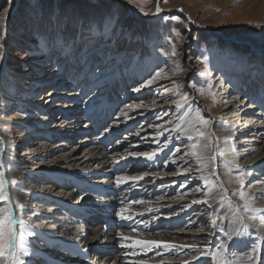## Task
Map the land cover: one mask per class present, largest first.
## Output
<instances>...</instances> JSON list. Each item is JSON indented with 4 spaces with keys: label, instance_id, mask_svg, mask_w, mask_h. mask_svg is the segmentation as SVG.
Segmentation results:
<instances>
[{
    "label": "rangeland",
    "instance_id": "rangeland-1",
    "mask_svg": "<svg viewBox=\"0 0 264 264\" xmlns=\"http://www.w3.org/2000/svg\"><path fill=\"white\" fill-rule=\"evenodd\" d=\"M15 5L17 6L11 14ZM157 7L160 9L159 12H157ZM4 9H7L6 13L3 11ZM108 17H111L114 26V34L111 36V41L108 42L107 37H105L87 46L77 42L76 48L67 54V58L62 59V61L66 59L64 64L63 62L61 63L59 57L61 58L63 55L65 57V54L42 48L41 41L43 39L51 40L61 32L68 43L71 44L74 39L78 40L81 22L87 26L89 22H101ZM7 22L8 26H6ZM5 26L6 35H4ZM176 32H179L180 35L177 36ZM0 44H3V47H0V57H2L0 59V68L5 64V62L3 64L4 55L7 65L2 89L7 92L9 91L13 98H17V102L9 105L0 97V137L4 141L8 158L22 157L23 150L33 142L30 138L34 140L37 138L44 139L46 136H52L51 141H45V143H48L46 146L53 147L62 144L58 147L63 148L60 149L61 152L59 151L60 155L68 151L72 143H74V138L72 140L67 139L62 133H59V136L50 134L46 129L55 113V108L59 109L63 107L66 109L69 105L65 113H73L72 108L76 102H66L65 106H60V101L54 98L50 99L48 103H43L45 96L46 99H49L50 97H47L49 93L54 92L56 94L60 91L77 94L80 92L78 84L87 80L88 85L96 82V85L90 87L92 91L86 98V101H88L93 95H97L104 88L106 89L111 86L115 75L121 79L120 75L127 73L126 80L122 83L120 89L116 92L112 91V97L120 100L115 104V116L113 115L111 119L117 117L116 122H127L128 119L133 118L136 119V123L131 129L125 130V134L121 135L123 137L124 135H131L130 139L133 141L136 139L137 131L139 132L140 128L143 127H148L150 130L154 129L149 132L147 130L144 135H154L156 137L158 133H162L161 140L158 136V140H160L159 145L157 143L151 145L147 140L141 139H136L132 142V144L144 146L143 153L158 149L164 143L171 139L173 140L174 137H178V140L174 142L171 148L180 147L181 150L176 154L177 157H180L185 152H188L189 155L183 156V159L177 158L181 161L178 165H184L187 171L181 168L176 170V172L191 173L193 169H197L199 166L196 161H193L194 156L191 155V146H188L184 139H179L181 131L178 133L177 131H172V129L177 127L189 129V127L185 126H189V124L195 125L193 128L195 138V129L198 128L205 133V137L200 140V143L205 145L211 141V146L207 152L217 156L216 159L220 168L219 172L223 181L229 188L231 197L234 196L241 202L245 212L246 200H241L237 193L243 190L247 194L246 199L250 201L251 195L249 193L254 181L245 179L248 172L243 169L244 160L240 163L238 160L232 159V150H234L232 149V145L234 142L236 143L241 134L238 135L239 132L237 130L236 132L238 133L236 135L238 138H233V141L229 140L231 148H227L224 136L222 135L228 121L225 120L227 123L224 122V117H221L222 119L218 121L215 118L220 119L218 116L221 115L219 111L223 103L230 100L233 94L236 93L235 89L238 83L229 72L233 68V58H245L248 51H253V49L261 51L260 54L254 55L253 59L257 62L256 68L261 67L260 72L264 73V0H167V2L165 0H18L17 2L16 0H11V4H9V0H0ZM229 44L232 45L234 50ZM173 46H175L177 53L175 56L171 54ZM155 48L161 52L163 51L164 55L160 62L156 61L157 64L154 66L152 51ZM205 57L207 58V69L204 62ZM51 61H54L53 64ZM68 66L74 68L72 74L74 76L77 75V78L75 77L77 82L73 86H70V83L66 81L67 83L65 82V85L60 87L59 91H56L57 87L53 82L58 81V78L63 76L64 73H68ZM98 67L102 68L103 72L94 75L93 73ZM250 67H252V64H250ZM157 72H161L159 78L155 79L151 85L140 87L144 80L155 76ZM205 72H207V75H202ZM69 74L71 75V73ZM225 78L229 80L226 81ZM245 85L246 82L240 84V93L243 92V86ZM134 88H140V90L134 91ZM166 88L172 89V91L165 93ZM181 93H187L188 101L191 99L194 101L192 106L194 118L192 120H195V115L198 111L201 117L209 120V124L206 127L199 122L196 125V123L188 122V120L180 121L182 109L177 108V102L180 104L184 102L179 98V94ZM192 96L193 98H191ZM97 98L100 99V95ZM98 99L89 102L90 104L85 103L82 110L90 114L98 113V109L95 108L97 104H93ZM121 99H123L122 102ZM154 101L155 103H153ZM34 104L41 105L35 107ZM128 104H132L133 108H127L126 105ZM239 108L237 109L240 110L241 108ZM165 112L168 115H164L163 120L155 119L156 114H163ZM122 113H127V117ZM15 114L20 116L21 121L12 120V123L16 125L20 123V125L17 127L5 125L4 123L8 122L7 119L15 116ZM34 116H38L43 120V122L42 120L40 122L41 125H36V129L38 127L42 128L38 133L35 132L34 126L28 129L24 128V124L22 123V120L36 118ZM82 116L84 117L86 114ZM94 120L95 116H91L89 120L90 125ZM80 122L82 121H79L78 125L82 124ZM108 123L107 129L118 127V125H113L115 120L113 122L110 120ZM58 124H61V127L64 128V121L62 119ZM70 126L72 125H67L64 129H67L68 132L71 130ZM15 134L19 135V137L16 138ZM68 134V137L73 136L72 132ZM121 135L120 143L123 138H121ZM77 136L76 142L77 140L82 141L88 135L86 136L83 132ZM244 138H246L245 135L243 136ZM220 140H223V142H220ZM151 141H154V139ZM113 152L116 153L118 151ZM129 152L131 153V151ZM116 154H109V156L112 155L110 157L117 159L119 157ZM186 161L187 163H185ZM188 164H191L192 167L188 168ZM137 169L135 167L134 171H131V174H127L143 173L138 172ZM242 172L244 175L241 177L240 173ZM173 173L174 171L170 170L165 174L169 175ZM251 173L254 176L256 171ZM122 174L113 175V178ZM28 176H31V174H28ZM51 177L55 178L53 175H47V177L36 175L35 179L29 177L25 180L24 187L27 189L26 183L37 180V185H41L38 186V189L42 186L50 188L52 185L49 182ZM208 178L210 183L215 182L213 177ZM9 179V181L16 180L19 183V179L15 177L9 176ZM241 179L244 181L243 189L240 187ZM186 180L187 185L193 184L189 181L192 179ZM148 181L150 180L144 181V184ZM63 184H65V181ZM203 184L204 181L199 180L191 188L196 185L202 186ZM50 191L52 197L56 195L54 197L56 201L61 197L60 189L56 190L51 187ZM117 195L118 193L115 194V197ZM157 195L162 199L161 196L163 194ZM163 197L164 199L171 198L173 194L164 195ZM17 201L21 203L20 199L16 195H13V204ZM33 203H30L29 209H34L35 206L36 209L37 206L46 207L42 200ZM55 207L59 208L61 206ZM216 207L217 211L223 209L227 212L224 219L217 222L222 227H228L229 217L233 216L235 206L232 210H229L228 201L223 200ZM175 210L177 209L174 208L172 211ZM204 211L200 210L202 214ZM17 214L19 215V210H17ZM59 217L62 218L63 214H60ZM190 218L191 221H196L195 219H197L194 214ZM247 221L252 223L257 222V220L248 219ZM187 224L184 227L181 224L174 225L171 223L170 225L168 223L167 226H172V229H169L171 231H182L186 228ZM82 226L83 228L87 227L84 224ZM196 228L194 227L192 230L195 231ZM34 239L32 240L34 242L40 240V238ZM78 243L83 244V241H79ZM160 247L158 248L159 252L161 254L164 252V254L158 257L160 259L166 258L172 262L178 259L177 261L179 262V260H185L186 256H193L191 253L168 255V250ZM129 249L130 252L131 248ZM56 254H59V252ZM47 263L38 262L36 264ZM237 264H246V261Z\"/></svg>",
    "mask_w": 264,
    "mask_h": 264
},
{
    "label": "bare ground",
    "instance_id": "bare-ground-1",
    "mask_svg": "<svg viewBox=\"0 0 264 264\" xmlns=\"http://www.w3.org/2000/svg\"><path fill=\"white\" fill-rule=\"evenodd\" d=\"M152 54L153 65L155 66L157 64L156 61L160 62L164 54L163 51L161 52L157 48L153 49ZM233 61V64L241 73L247 69L244 63V57L239 59L233 58ZM4 62L5 64L0 68V97L9 105H12L17 102V98H13L9 91L7 92L2 89V85H4V74L7 70L6 60ZM65 67L67 68V66ZM231 71H233V68ZM73 76L71 78H65V75H63L58 78V81H54V85L57 86L56 91H59L60 87L65 85L66 81L70 83V86H73V84L77 82ZM246 79L247 77L244 76L243 80ZM78 85H80V92L77 94L63 91L56 94L51 92V95L47 96L50 98L46 99L45 96L43 101V103H48L50 99L55 98L60 101V106H65L66 102H76L75 106L72 108L73 113H65L69 105L66 109L63 107L59 109L55 108V110L53 109L55 113L49 122L50 124L48 123L49 125H47L46 123V131H48V133L57 136H59V133H62L67 139L72 140L74 138V143H72L70 148L68 147V151H64L65 153L60 155L59 151L63 148L58 147L62 144L53 147L46 146L48 143H45V141H50L49 137L46 136L44 139L37 138L34 140L30 138L33 142L23 150L22 157H13V159H10L7 157L6 149L4 153H0V163L4 165L7 179L10 180L9 176L19 179L17 186H10L11 196L13 198V195H16L26 207L24 208L23 218L34 232V235L31 237L25 236V241L31 242L28 244L29 256L22 257V259L27 261V264H36L38 262H49L47 264H200V260L205 259L204 257L194 259L193 256H186L185 260H179V262L177 261L178 259L174 262L166 258L160 259L158 257L164 254V252L161 254L158 249L159 247L155 244L134 245L137 254L125 256L124 253L129 252L130 249L120 246L119 234L123 233L124 236L130 238L126 243H132V241L137 240L145 242L156 241L160 242L161 247H164L163 245L166 243L170 245L168 248L164 247L165 250H168V253L166 252L168 255H184V253L193 254V249L191 247H186V245L196 243L197 248L203 249L206 241H215L219 236V233H217L216 236L209 234L213 231L211 228V220L214 217H210L208 213L217 208L216 206L221 201V194L224 195V200L230 201L231 204L235 206L234 211L236 215L245 216L244 224L249 225L250 231H256V229L259 228L261 232H264V225H260L258 220L253 223L247 221L241 202L234 196L231 197L230 190L225 185L219 172L220 168L216 159L217 156L209 154L208 152L204 153L205 163H208L207 157H215L211 162V167L202 170H197L198 168L193 169L191 173L174 171L173 174L166 175V172L170 171V169H174L176 165L181 163L178 159L175 160V164H173L172 160L167 161L166 166L163 163L165 153L174 145L178 137H174L173 140L171 139V142H166L167 147L164 148V151H160L161 147H158V149L143 153L142 150L144 146L141 144H132L133 141L136 139L144 140L142 137H147V142L154 145L155 142L151 140L154 138L159 139V137L160 140L162 139V135H159V137L144 135L147 130L148 132L154 130H150L148 127L140 128V134L137 131L135 140L132 141L130 139L132 137L131 135H124V137L121 135V138L123 137L121 143L118 142V144L108 147L106 142L117 135V131L122 130L121 134H125L124 131L131 129L136 123V119H128L127 122H116V117L114 118L115 123L113 125H118V127L106 128L107 130L104 129L101 136H97L94 127H92L93 124L91 123L92 125L89 126L87 121L82 119V113L79 111L84 108L85 103L90 104L89 102L98 99L97 96L100 95V99L93 102V104H97L95 108L98 109V114H100L98 119H104L105 115L107 117L110 112L115 111V104L120 99L113 98L112 91L116 92L120 87L112 82L111 86L107 87L108 89L104 88L103 91L100 93L98 92L97 95H93L89 99L90 101L82 102V92L88 91L90 87L96 85V82L88 85L87 80H85ZM103 92L105 93L103 94ZM252 93L253 95L251 96H241L237 92L233 94L230 100L223 103L219 111L221 115L218 116L220 119L215 118V120L218 121L224 117V122H226L225 120L228 121V123L226 122L227 126L222 135L224 136L227 148H231L229 140L233 141V138H238L236 135L238 132V135L241 134L236 143L234 142L232 145V149H234L232 150V159L238 160L240 163L244 160L243 169L247 172L256 171L254 176L251 173V175H246L245 179L247 178L254 181L253 186H250L251 191L249 195H251V207L262 210L256 213L259 217L264 216V106H259V101H255V94L254 92ZM220 94L222 95V93ZM122 100L123 99H121V102ZM78 104H80V106ZM183 104H185V101ZM193 104V99L187 101L185 105L187 111L184 115H181V113L184 112V109H182L179 118L180 121L188 120V122L191 121L197 125V121L192 120V118H194L192 114ZM40 105L41 104H34L35 107H39ZM114 114L115 113H113V115ZM34 117L36 118L22 120V123L24 124V128L30 129L34 126L35 132L38 133L42 128L38 127L39 129H36V125H41L40 122L42 119L38 116ZM61 119L64 121V128L67 125L73 126H70V131L67 132V129L65 130L61 127V124H58L61 122ZM7 120L8 122L4 124L9 127H17L20 125V123L17 125L12 123V120H17V122L21 121L20 116L17 114ZM79 121H82L80 123L83 124L78 125ZM74 124L76 125L74 126ZM194 126L195 125H192V128L187 129L188 131L181 130L182 133L179 139H184L188 146L192 145V141L186 138L187 135L191 134L195 139ZM237 130L238 132H236ZM71 132L73 136L68 137V133ZM83 132L87 134L90 133V135L88 134L82 141L79 140V142L77 140L76 142L77 135ZM16 134L15 137L18 138L19 135ZM244 135L246 138L243 139ZM220 142H223V140H220ZM200 145L203 146L202 143H200ZM0 146H4L2 137H0ZM81 147L83 148L81 149ZM119 149H121V152L118 151ZM113 151H118L116 152L117 154H114L118 155L117 157L120 159L110 157L114 154L109 156ZM129 151H131V153L139 151L141 155L132 157L129 155ZM153 154L154 159L148 160L147 156ZM193 161H196L195 157ZM135 167L138 168V172L143 173L134 175L127 174H131V171H134ZM213 167L215 168V175H212ZM120 168L123 170H120ZM8 169L10 170L9 172ZM118 173H123L120 177L125 178L128 183L117 186V176L113 178V175H117ZM28 174H31V176H28ZM36 175L46 177L47 175L55 176L57 181L52 183L51 187L56 190L60 189L61 197H59L57 201L54 198L56 195L54 197L51 196V187L42 186L38 189V186L41 185H37V180L26 183L27 189L24 187L25 180L29 177L34 178ZM201 176L213 177L215 180V182L211 183L213 187L208 197H205L203 191L194 194V192L192 193L190 190L191 186L196 184V181L202 180ZM72 178H77L78 181H73L70 186L66 185V187L60 183V180ZM186 179H192L189 181L193 184H188L187 187H178L183 182L187 181ZM146 180L150 181L144 184ZM249 180L247 181L249 182ZM66 183L65 181V184ZM132 183H135L136 186L131 187ZM117 193L118 195L115 197ZM160 193L163 194V196L173 194V197L164 199V197L161 196L162 199H160L157 195ZM156 195L157 197L155 198ZM205 199L208 201L207 204L203 203ZM40 200H42L43 204L46 206L45 208L38 206L37 209L36 206L34 209L28 208L31 202L35 203V201ZM133 200L142 201V203H131ZM121 201L124 202L123 205ZM52 205H54V207H52ZM58 205L61 207H55ZM124 205H129L126 212L132 215L133 220L141 221V223L133 225V220L121 221L118 218L116 212ZM209 205H211V207H209ZM91 206L97 207L100 210L99 213H101L106 220L119 226L121 229L111 231L104 228L102 223L96 225L86 223L87 220L85 215L88 213ZM174 208L177 210L172 211ZM200 210L205 211L202 214ZM60 214H63L62 218L59 217ZM192 214L196 216V221H191L190 216ZM143 221H147V227H145ZM168 223H170V225L172 223L174 225L181 224L183 226L188 223L185 228L187 231L185 229L182 231H171L169 229H172V226H167ZM83 224L87 227L83 228ZM130 226H134L136 231H132ZM194 227H197L195 231L192 230ZM234 227L241 229V231L243 230L238 220H236ZM34 238H40V242L37 240V242L32 241ZM243 238L245 240L247 239V233L244 234ZM79 241H83V244L78 243ZM240 246L243 247L242 244ZM81 249H87L88 251H81ZM102 249L110 250V254H100L99 250ZM262 249L261 259L264 261V245ZM132 250L133 249H131V251ZM57 252H59V254H56ZM178 257L180 258V256Z\"/></svg>",
    "mask_w": 264,
    "mask_h": 264
},
{
    "label": "snow or ice",
    "instance_id": "snow-or-ice-1",
    "mask_svg": "<svg viewBox=\"0 0 264 264\" xmlns=\"http://www.w3.org/2000/svg\"><path fill=\"white\" fill-rule=\"evenodd\" d=\"M167 2V0H165ZM9 4H11V0H9ZM5 13L7 9L3 10ZM160 9L157 7V12ZM114 34V26L112 23L111 17L105 18V20L101 22L92 21L85 26L83 22L79 25V35L78 40L74 39L71 44L65 39L63 33H58L54 38L51 40L43 39L41 41V45L43 49L48 50H55L60 53L65 54V58H67V54L71 53L79 42L81 45L87 46L92 42L103 39L107 37L108 42L111 41V36ZM179 36V32L175 33ZM4 35H6V26ZM0 47H3V44H0ZM175 56L176 50L175 46H173V50L171 53ZM2 59V57H0ZM205 68L207 69V58H204ZM103 72L102 68H97L94 71V75H98ZM202 75H207V72L202 73ZM161 76V72H157L155 76H151L150 78L144 80L140 87H145L151 85L153 81ZM80 87V85H78ZM178 87V85H177ZM83 90V89H82ZM134 91H139L140 88H134ZM92 91L89 88L88 91L83 92L82 102H86V98L88 97L89 93ZM168 91H172V89H165V93ZM163 95V93H161ZM51 95V93H49ZM179 98L185 101V104H180L177 102V108L184 109V112L181 115H184L187 111L186 104L188 101L187 93L179 94ZM155 103V101L153 102ZM127 108L132 109L133 105L128 104L126 105ZM127 117V113H122ZM164 115H168L167 112L163 114H156L155 119L163 120ZM131 118V117H128ZM195 120L201 123L203 126H207L209 124V120L204 119L200 116V113L197 111L195 115ZM170 122V121H169ZM151 126V125H150ZM159 127V125H158ZM189 128H192V125L189 124ZM107 130V129H106ZM188 131L187 129H181L180 127L172 129V131H177L178 133L181 131ZM196 131V138L194 139L191 134L187 135V139L192 141L191 145V155L195 157L199 167L197 170H202L204 168L211 167V162L215 159V157H207L208 163H205V155L204 153L207 152L208 148L211 146V141L208 144L203 146L200 145V140L205 137V133L200 129H195ZM162 135V133L157 134ZM142 139L147 140V137H142ZM154 142L159 145L160 141L154 138ZM167 147V143H165L161 148L160 151H164V148ZM180 147L176 146L170 148L167 153H165L163 163L165 166L167 165V161L172 160L173 164H175V160L177 158L183 159V156L189 155L188 152L183 153L180 157H177L176 154L180 152ZM5 148L4 146H0V153H4ZM129 155L132 157H137L141 155V152H132ZM148 160L154 159V154L147 156ZM187 163V161L185 162ZM192 165L188 164V168H191ZM181 168H184V165H176L174 169H170L171 171H176ZM123 170V169H121ZM187 171V168H184ZM212 175H215V168L213 167ZM241 177L244 173H240ZM248 175H251V172H248ZM201 179L204 181V184L196 185L192 187L190 190L194 193H199L201 191L204 192L205 197H208L211 193L213 185L210 183L208 177L201 176ZM18 182L16 180L9 181L6 177V171L4 170V165L0 163V264H27V261L22 259V257L29 256V248L28 244L30 241H25V236H33L34 232L31 230L30 226L26 223L24 217V208L25 206L18 201L13 204V198L11 196V186H15ZM128 183V181L120 176L116 177V184L117 186ZM135 183L131 184V187H135ZM182 187H187V181L181 184ZM240 187L241 189L244 188V181L243 179L240 180ZM241 200H246L245 205V214L247 215L248 220H258L260 225H264V216H257L256 213L258 211H262L259 209H255L250 207L251 201H248L247 194L241 190L237 193ZM220 200H224V195L221 194ZM122 205L124 204L121 201ZM131 203L140 204L142 201L133 200ZM203 203L207 204L208 201L205 199ZM229 210H232L234 206L229 201ZM129 205L122 206L116 215L121 221H130L133 220L131 214L126 212V209ZM211 207V205H209ZM17 210H19V215L17 214ZM210 217H214L211 220V228L213 231L209 233L212 236H216L219 233L218 238L215 241H206L204 243L203 249L197 248L196 243L192 245H186V247H191L193 249V257L194 259H200V257H204L205 259L200 260V264H237V262H245L246 264H264V261L261 259V250L262 245H264V232H261L259 228L256 231H250L249 225L244 224V215H236V212L233 211V216L229 217V224L228 227H222L219 224L218 220H223L224 216L227 215L225 210L217 211L213 209L211 212L208 213ZM236 220L240 222L243 227V230L234 227ZM141 223V221H134L133 225H137ZM145 227H147V221H143ZM132 231H136L134 226H130ZM247 233V239L245 240L244 234ZM130 238L123 235V233L119 234V241L120 246L125 248L133 249L131 252H125L124 255H136V251L134 245H151L155 244L157 247H160V242L156 241H132V243H126L129 241ZM243 245L241 247L240 245ZM165 248L170 247L168 244L163 245ZM81 251H88L87 249H81Z\"/></svg>",
    "mask_w": 264,
    "mask_h": 264
},
{
    "label": "water",
    "instance_id": "water-1",
    "mask_svg": "<svg viewBox=\"0 0 264 264\" xmlns=\"http://www.w3.org/2000/svg\"><path fill=\"white\" fill-rule=\"evenodd\" d=\"M17 1H18V0H16V2H17ZM16 6H17V5H15V7L13 8V10H12L11 14H12V13H13V11L15 10ZM6 26H8V22H7V25H6ZM255 47H256V45H255ZM257 47H258V46H257ZM3 59H4V60H3V64H4V61H5V55H4Z\"/></svg>",
    "mask_w": 264,
    "mask_h": 264
}]
</instances>
